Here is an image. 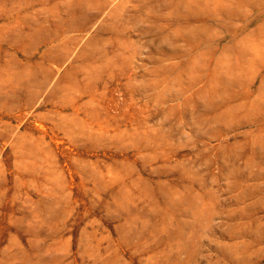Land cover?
Here are the masks:
<instances>
[{"label": "rangeland", "instance_id": "1", "mask_svg": "<svg viewBox=\"0 0 264 264\" xmlns=\"http://www.w3.org/2000/svg\"><path fill=\"white\" fill-rule=\"evenodd\" d=\"M0 264H264V0H0Z\"/></svg>", "mask_w": 264, "mask_h": 264}]
</instances>
